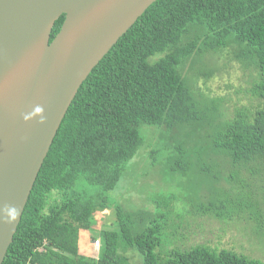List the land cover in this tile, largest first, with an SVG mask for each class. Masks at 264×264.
Masks as SVG:
<instances>
[{"label":"trees","instance_id":"trees-1","mask_svg":"<svg viewBox=\"0 0 264 264\" xmlns=\"http://www.w3.org/2000/svg\"><path fill=\"white\" fill-rule=\"evenodd\" d=\"M64 19L54 23L50 41ZM226 49L256 72V109L237 110L231 118L221 112L220 99L197 87L213 75L205 66L210 57ZM143 125L167 139L170 170L185 173L193 167L187 159L203 157L221 161L198 171L227 170V189L219 179L209 184L210 193L197 192L183 207L223 221L244 219L264 235V0H156L144 11L79 87L2 264H132L129 251L141 264H264L207 245L173 247L163 256L156 250L164 230L174 227L173 207L162 214L152 211L157 201L152 209L112 207L106 193L141 147ZM81 185L99 193L91 196L76 188ZM107 210L115 213L116 229L99 233L96 260L81 255L79 234Z\"/></svg>","mask_w":264,"mask_h":264},{"label":"water","instance_id":"water-1","mask_svg":"<svg viewBox=\"0 0 264 264\" xmlns=\"http://www.w3.org/2000/svg\"><path fill=\"white\" fill-rule=\"evenodd\" d=\"M155 1L0 0V264L79 87Z\"/></svg>","mask_w":264,"mask_h":264},{"label":"rangeland","instance_id":"rangeland-1","mask_svg":"<svg viewBox=\"0 0 264 264\" xmlns=\"http://www.w3.org/2000/svg\"><path fill=\"white\" fill-rule=\"evenodd\" d=\"M158 55L151 58L154 61ZM213 69V75L207 79H199L197 87L201 93L211 99L221 100V112L227 118L234 116L240 109L254 111L258 100L251 94L252 79L256 76L253 68H244L233 56L231 49H226L213 55L208 60ZM205 67L198 68L199 70ZM205 69V70H206ZM188 75V74H187ZM140 134L143 143L136 155L127 163L126 169L113 191L106 193L112 207L134 211L136 209H152L153 201L159 204L156 213H166L173 207L171 213L174 227L165 229L162 234V245L156 250L166 255L170 248L187 249L194 245H207L210 248L228 249L242 253L247 257L264 262V235L257 232L253 223L237 218L223 221L212 216L191 214V208H185L186 200L194 198L197 192L210 193L209 184L221 180L220 186L227 189L224 182L227 175L225 167L211 172H200L199 167L210 166L220 158L203 157L201 159H187L193 167L185 173L170 170L171 161L168 152L167 139H163L160 129L141 126ZM175 160V159H174ZM205 167V168H206ZM244 176V174H243ZM209 182V183H208ZM208 183V184H207ZM87 194L94 196L99 193L95 186H76ZM172 211V210H171ZM186 213L183 218H178ZM93 227L79 234V252L83 256L97 259L98 251L92 247L93 238H97L101 231L116 229V217L112 210L94 215ZM171 221L170 218H164ZM127 256L132 264H141L142 258L137 253L129 251Z\"/></svg>","mask_w":264,"mask_h":264},{"label":"built area","instance_id":"built-area-1","mask_svg":"<svg viewBox=\"0 0 264 264\" xmlns=\"http://www.w3.org/2000/svg\"><path fill=\"white\" fill-rule=\"evenodd\" d=\"M99 241L97 240V241H95L93 244H92V247L96 250V251H98L99 250Z\"/></svg>","mask_w":264,"mask_h":264}]
</instances>
